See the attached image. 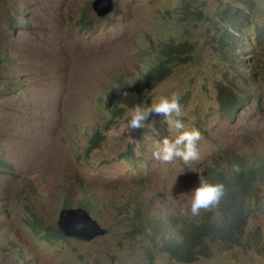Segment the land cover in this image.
<instances>
[{
  "label": "rangeland",
  "instance_id": "rangeland-1",
  "mask_svg": "<svg viewBox=\"0 0 264 264\" xmlns=\"http://www.w3.org/2000/svg\"><path fill=\"white\" fill-rule=\"evenodd\" d=\"M91 1L0 0V49L12 61L0 63V264H20L22 256L27 264H182L156 253L148 237L133 234L138 230L131 225L133 203H152L155 213L179 217L191 210L198 177L210 181L206 169L226 165L215 162L232 153L264 151V39H248L256 27L264 30V0H255L253 13L243 18L251 23L242 27L245 60L237 65L251 70L243 74L254 81L243 96L242 117L233 123L217 107L215 84L231 76L213 50L223 29L216 14L231 0H200L205 19L185 31L172 22L177 0H116L119 10L105 18L95 16ZM14 6L28 16L21 12L16 18ZM8 18L29 27L10 34ZM177 32L194 43V61L171 68L146 92L144 104L177 94L184 101L179 119L185 127L177 130L152 114L145 128L128 134L122 125L130 108L118 106L119 115L111 117L110 88L153 61L149 40L159 43ZM192 128L201 133L197 160L153 159L158 142ZM96 132L99 145L88 151ZM85 189L86 197H96L97 206L89 209L100 210L91 216L107 234L87 242L69 237L49 242L25 224L28 216L36 217L52 229L65 205H83ZM253 229L264 233V219L251 220L248 230ZM191 264H264V259L234 248Z\"/></svg>",
  "mask_w": 264,
  "mask_h": 264
},
{
  "label": "trees",
  "instance_id": "trees-1",
  "mask_svg": "<svg viewBox=\"0 0 264 264\" xmlns=\"http://www.w3.org/2000/svg\"><path fill=\"white\" fill-rule=\"evenodd\" d=\"M200 0H177L179 5L174 7L173 16L174 26L178 29L187 30L192 24L204 21V5ZM257 5L255 0H231L226 3L216 17L219 25H223L224 31L220 41L227 46L231 41L226 36L239 38L241 36L242 26L246 24L243 18L246 17V11L253 10ZM168 10V8L165 9ZM264 15V9H263ZM239 19H238V18ZM9 28L14 32V19L8 18ZM248 24V25H249ZM20 26V25H18ZM239 27V28H238ZM258 29V28H256ZM180 33V32H179ZM226 34V36H225ZM148 44V48L155 54V63L148 65L143 71V78L133 87L124 86L121 79L116 80V87L110 88L108 98L111 102V112L113 116L118 115L116 105L112 102L118 101L128 108L134 105L142 104L146 97V92L152 90L162 81H164L171 72V68L190 63L195 56L194 43L189 40L177 41L172 39L168 42H161L157 45ZM151 46V47H150ZM216 55L222 53L219 42L214 43ZM11 62L3 49H0V63ZM231 68L235 71L233 65ZM238 78H242L238 75ZM246 82V79H242ZM220 95V104L222 110L226 106L229 110H240L242 106L238 102L230 100L229 92L221 83L216 84ZM252 157H245L240 164L232 167L230 172V186L224 187L222 204L215 210L206 213L201 220L200 217H191V214H185L181 217L172 218L169 214L155 215L145 213L140 206L134 204V212L131 218V225L138 230L133 234H139L148 237L156 250V253L166 255L169 259L182 264H190L200 258L209 259L217 255L222 250L234 247L244 250H255L264 257V243L250 245L247 243L248 235L245 233L247 222L257 215L264 216V191L263 178L258 177L255 166L256 161ZM264 171V170H262ZM78 202V200L76 201ZM34 227L31 231L38 234L40 223L33 221ZM46 232V229H42ZM42 233V232H41ZM45 238L49 235L44 234ZM63 235L57 227H53V239H62ZM148 261L152 260L149 255Z\"/></svg>",
  "mask_w": 264,
  "mask_h": 264
},
{
  "label": "clouds",
  "instance_id": "clouds-1",
  "mask_svg": "<svg viewBox=\"0 0 264 264\" xmlns=\"http://www.w3.org/2000/svg\"><path fill=\"white\" fill-rule=\"evenodd\" d=\"M95 1L104 2L106 0H92L90 2V9L95 14V16L98 18H105L106 16H108L113 11L119 10L118 8H116V6L118 7L117 1L116 0H110L113 3L112 11L107 13L105 16L100 17L97 15V13L95 12V10L93 8V4ZM13 8H14V13L16 14L15 15L16 18H17V16H20L21 12H23L24 15L28 16V12L24 11V9L21 10V8H18V6H14ZM31 10H32V7H31ZM253 10H251V11L245 10V11H248L249 13H253ZM11 19H14L15 24L17 25V26H15V29L23 28L26 26V24L20 20L16 21L15 18H11ZM250 23H251V21H250ZM173 24H174V22H173ZM248 24H246V26L250 25V24L249 25ZM18 25H20V26H18ZM28 27H29V25L26 26V29H28ZM222 27H223V25H222ZM256 28H258V29H256ZM256 28H255L254 36H250L248 34V39L255 41V42H259V41H261L262 38L264 39V30L260 27H256ZM239 29L241 31V36L239 38H235L232 36H226V34H225V36L231 41L230 46H227L220 41L222 35L218 39L222 53L217 55V59H219L222 62L223 66L226 67V73H229L231 77H229L228 74H224L225 75V81L224 82L218 81L217 83H221L222 86L226 88V90L229 92V96H230L231 101H233L235 103L238 102L242 106V108L240 110H238V109L229 110L227 106H226L225 110H222L221 104H220V95H219L218 90L216 88L217 83L215 84L216 102H217V107L219 109V113L225 120H227L230 123L236 122L239 117H242L241 114L243 113L242 111H243L244 106H245V101L243 99V96L246 95L247 92L250 91L249 90V84H250L249 82L254 81V80H252V79H250L244 75V74L249 75L251 73V70H248L247 68H243V67L239 66L240 63H242L245 60V58H243L240 55L241 49H242L241 37L243 36V32H242L241 28H239ZM223 31H224V28L222 29V33H223ZM14 33H15V30H14V32H10V34H14ZM172 39H176L177 41H185L186 40V39H184V35L182 33L177 32V35H175L174 37H168L167 39L159 40L158 42L159 43H161L163 41L168 42ZM149 43L151 44V46L154 45L153 43H155L156 45L158 44L157 40L153 41V42H151L149 40L147 42V50L149 51V54H151L153 57V61L150 62L148 65L155 63V54L151 51L150 48H148ZM237 50H239L238 56H236V54L234 53ZM246 51H247V48L245 49L244 52L246 53ZM224 52L232 53L230 55V58H228L224 54ZM4 53H5V50H4ZM5 57H7V56L5 55ZM7 59H9V58H7ZM9 61H10V59H9ZM193 61H194V58L190 63H192ZM1 62H3V61H1ZM11 62H8V63H11ZM3 63H6V62H3ZM237 63L239 65H237ZM232 65L235 68V71L231 68ZM143 70L138 72L135 77H132L130 75H126L125 77L121 76L118 79L122 80V83L124 86L133 87L135 84L140 82L141 79L143 78V73H142ZM238 75L242 78H238ZM244 78L246 79V82L242 80ZM115 87H116V84H115ZM148 91H151V90H148ZM147 100H148V97L146 95L145 100L142 104L134 105L132 108L129 109L128 113L126 114V123H124L122 125L123 131H126L128 134H130L134 130H139V129L145 128L147 125L146 121L148 120L149 116L152 114L163 116L164 117L163 122L166 123L167 125L173 126L177 130L184 129L185 126L181 122V120L179 119V117L182 115L181 104L184 103V101L181 100L177 94L173 93L171 96H159L156 98V100L154 102H152L151 104H148V105L144 104V103H146ZM107 101L110 104V110H111L110 98H108ZM112 103L116 105L117 110H118V106H120L121 108L126 107L125 105L118 103V101H117V103L116 102H112ZM120 111L121 110H118V115H119ZM111 114H112V112H111ZM118 115H116V116H118ZM111 117H115V116H113V114H112ZM95 137L97 138V141L95 143L91 144V146H89L88 151H92L93 149L97 148V146L99 145L100 133L96 132ZM200 140H201V133L196 128H192L191 130L178 131V134L175 136L174 139L169 140L168 138H164L162 140V142L157 143L155 150L152 152L153 159H155L161 163H165V164L172 163L177 159L183 161L185 164H187L191 161L197 160L199 158V151H198L197 145H198V142ZM245 157H252L251 160H254L257 162L255 169H256V172L258 174V177H259V179L260 178L264 179V171H262V170H264V151L261 152V154L253 150V151H250L248 153H243V154L232 153L229 156H224L221 158V162L220 161L215 162L216 165L226 163V165L224 167L214 166V167H210V168L206 169L205 174L206 173L210 174V181H207L203 176L198 177L199 186L196 187L191 193V203H189L191 210L189 212L185 211L183 213V215H181V216H184L185 214L190 213L191 217H197L198 216L201 218L202 221L206 220L203 216L206 213H209V212L215 210L216 208H218L222 204L219 201L222 199L223 192L226 191L224 189V187L230 186V179H231L230 172L232 170V167H234L236 164H240V162ZM261 183L264 185L263 181H261ZM77 189H78V184H77ZM81 193H82L81 197L84 200L83 205L76 206V207H72L70 205H65L62 209L71 208V209H75V210L76 209L83 210L91 217V219L93 221H95L97 223V221L91 216V213H94L95 215L99 216V214H100L99 208L89 209L90 206H93V207L97 206L96 205L97 202L95 201V198H96L95 195L90 194L89 197H86V195L89 194V191L87 189L82 190ZM263 195H264V191H262L260 193L259 197H262ZM73 200L74 201L78 200V202H79V199H73ZM148 200L149 199H144V202H146ZM91 201H92V205H89L88 202H91ZM149 205H150L149 207H144L143 203L139 204L140 208L145 213H151V214H155V215H163V214H157L152 210V203H150ZM60 211H59V213H60ZM181 216H179V217H181ZM58 217H59V214H58ZM170 217L176 218V217L171 216V215H170ZM256 218H263L264 219V216L263 215H257L256 217L250 219L247 222L246 229H245V233H246V235H248L247 243L250 245L264 243V233H262L259 229L248 230V226H249L250 221L253 219H256ZM33 221H38L40 223V226L38 228H39V231L42 232V233L39 232L38 234L33 233L35 236L44 238L46 241H49V242L56 241L53 239V228L49 229L46 225H44L36 217H34V220H32L28 216V218L24 222L28 227H30L32 229V227H34V226H32V225H34ZM57 221H58V218H57L56 224H54V226L59 229V227L57 225ZM97 225L99 226L98 223H97ZM99 227L101 229L105 230L106 231L105 234H107L108 228L101 227V226H99ZM42 229H46V232H44ZM43 233L49 235L50 239L45 238L43 236ZM61 233H62V231H61ZM62 235H63L62 239H66L65 237H67V236H65L63 233H62ZM98 236H103V235H98ZM98 236H96V237H98ZM96 237H94V238H96ZM69 238H73V237H69ZM74 239H76V238H74ZM93 239H91V240H93ZM78 240L87 242V240H82V239H78ZM234 248L235 249H243V248H239V247H234ZM234 248H231V249H234ZM227 250H229V249H227ZM19 251H21L20 247H18V252ZM244 251L245 252L254 251L257 256L264 259V257L262 255H260V253H258L255 250H244ZM222 252H223V250L221 252H219L217 255L221 254ZM200 259H202V258H200ZM204 259H206V258H204ZM19 260L21 261L20 264H27V260L25 259L24 256L19 257ZM198 260H196V261H198Z\"/></svg>",
  "mask_w": 264,
  "mask_h": 264
},
{
  "label": "water",
  "instance_id": "water-1",
  "mask_svg": "<svg viewBox=\"0 0 264 264\" xmlns=\"http://www.w3.org/2000/svg\"><path fill=\"white\" fill-rule=\"evenodd\" d=\"M93 8L98 16L103 17L112 11L113 3L110 0L95 1ZM57 225L65 236L87 241L106 233L85 211L79 209H62Z\"/></svg>",
  "mask_w": 264,
  "mask_h": 264
}]
</instances>
